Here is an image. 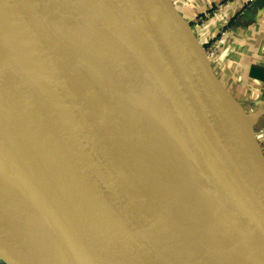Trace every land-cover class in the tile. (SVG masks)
Here are the masks:
<instances>
[{
  "label": "water",
  "instance_id": "obj_1",
  "mask_svg": "<svg viewBox=\"0 0 264 264\" xmlns=\"http://www.w3.org/2000/svg\"><path fill=\"white\" fill-rule=\"evenodd\" d=\"M111 1L152 59L153 121L227 233L211 243L207 225L151 201L117 149H101L99 168H89L63 114L0 43V153L20 193L56 241L103 264H264V160L246 156L252 135L225 131L240 110L203 43L173 0Z\"/></svg>",
  "mask_w": 264,
  "mask_h": 264
},
{
  "label": "bare ground",
  "instance_id": "obj_2",
  "mask_svg": "<svg viewBox=\"0 0 264 264\" xmlns=\"http://www.w3.org/2000/svg\"><path fill=\"white\" fill-rule=\"evenodd\" d=\"M111 2L0 0L16 26L12 36L0 24V43L37 78L63 114L89 168H99L104 147L119 150L151 201L207 225L213 232L210 242L218 243L227 229L201 196L147 105L152 59L125 32L127 22ZM91 90L102 97L97 103L88 97ZM117 196L133 202L127 194ZM20 224L28 234H19L20 230L15 234L13 229ZM17 235H38L31 247L42 249L45 258ZM0 246L16 249L36 264H103L50 235L20 193L1 153ZM12 254L16 256L14 250Z\"/></svg>",
  "mask_w": 264,
  "mask_h": 264
},
{
  "label": "crops",
  "instance_id": "obj_3",
  "mask_svg": "<svg viewBox=\"0 0 264 264\" xmlns=\"http://www.w3.org/2000/svg\"><path fill=\"white\" fill-rule=\"evenodd\" d=\"M179 10L190 24L198 25L199 18L208 16L210 35H220L215 59L230 88L241 90L243 98L264 96V82L254 81L249 90L251 85L244 76L252 66L264 71V0H188ZM260 137L249 139L256 142Z\"/></svg>",
  "mask_w": 264,
  "mask_h": 264
},
{
  "label": "rangeland",
  "instance_id": "obj_4",
  "mask_svg": "<svg viewBox=\"0 0 264 264\" xmlns=\"http://www.w3.org/2000/svg\"><path fill=\"white\" fill-rule=\"evenodd\" d=\"M179 8V7H178ZM2 12V10L0 9V18L1 21L3 22L4 26L6 27V29L11 33L14 34L15 33V27L12 24V22L9 20V18ZM207 22V21H206ZM2 25V23H0ZM205 25L202 24V27ZM3 26V25H2ZM192 28L194 29L196 36L201 40V42L203 43L204 46V51L206 53V57L209 60L208 65L214 70V72L217 73L218 78L222 80L223 85H225L226 89L228 90V92L230 93V95L232 96V99L235 103H237L238 107V111L236 112L234 116H231L228 118L227 121V126L226 127V132L231 133V134H235L237 135L238 133H247L249 135L252 136H258L261 135L260 139L258 140V143L255 145V143L252 142H243L242 147L245 148L246 150H248V153L246 154L247 158H250L252 160H256L255 162L257 164L261 163L264 160V99H262L264 96L260 95L258 96V98L256 97H240V95L242 94L241 90H236L234 88H230L229 84H227L228 82L223 80L221 77V71L219 70L221 68V63L220 61H216V57L215 53L217 48L215 47V45L217 44V42L219 41V33L218 34H214V36L212 37L210 35V33H208V35L205 33V30H201L199 28L198 25L195 24V22L191 23ZM226 28V27H224ZM5 30V29H4ZM225 31V30H224ZM2 32V31H1ZM5 32V31H3ZM2 32V33H3ZM204 35V36H203ZM210 38L211 42H210ZM213 50V52H211ZM247 89H251L252 90V86L247 88ZM245 92V91H244ZM149 113V112H148ZM150 114V113H149ZM148 123L152 126V119L151 117L148 115V117H146ZM245 124L247 125V128H243L245 126ZM260 158V159H259ZM261 160V162H260ZM260 170L264 171V166L259 167ZM258 168V169H259ZM262 168V169H261ZM22 229H19V228ZM20 227L17 225L16 229H13V231L15 232V234H17V231H22L19 234H28L29 231H27V229L25 230V227L23 225L20 224ZM17 237L19 239H22L24 241V243H26V245H28V247L32 250H34L36 253H38L40 256L45 258V253L42 249L38 248V249H33L31 246L35 244V241H38V235L36 238H34V236L32 238L30 237H21V235H17ZM31 241V242H30ZM14 250L16 253V256H19L20 258H22L25 262L29 263L31 262L32 264H36L34 261L29 260L26 255L23 253H21L20 251L16 250V249H11ZM11 250L7 249L5 246L0 247V264H9V262H7L6 260L2 259V258H6L9 257L11 254Z\"/></svg>",
  "mask_w": 264,
  "mask_h": 264
},
{
  "label": "trees",
  "instance_id": "obj_5",
  "mask_svg": "<svg viewBox=\"0 0 264 264\" xmlns=\"http://www.w3.org/2000/svg\"><path fill=\"white\" fill-rule=\"evenodd\" d=\"M245 79L252 86L254 81L264 82V71L258 70L252 66L247 72L244 73Z\"/></svg>",
  "mask_w": 264,
  "mask_h": 264
},
{
  "label": "built area",
  "instance_id": "obj_6",
  "mask_svg": "<svg viewBox=\"0 0 264 264\" xmlns=\"http://www.w3.org/2000/svg\"><path fill=\"white\" fill-rule=\"evenodd\" d=\"M173 2H174V4H175L177 7H182V6H185V5L188 3V0H173ZM206 18H208V16H205L204 18H203V17L199 18V24H200V26H199V24H198L199 28H200L202 31H203V30L206 31L205 36H206V34L208 35V33H209V23L206 22ZM204 23H205V25L202 27V24H204ZM203 36H204V35H203ZM206 37H208V36H206Z\"/></svg>",
  "mask_w": 264,
  "mask_h": 264
}]
</instances>
